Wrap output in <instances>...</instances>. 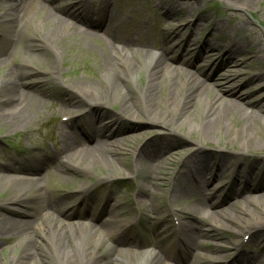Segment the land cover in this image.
I'll return each instance as SVG.
<instances>
[{"label": "rangeland", "instance_id": "1", "mask_svg": "<svg viewBox=\"0 0 264 264\" xmlns=\"http://www.w3.org/2000/svg\"><path fill=\"white\" fill-rule=\"evenodd\" d=\"M23 1L32 5V9H28L27 12V18L31 19L32 23H29L25 28L21 43L19 45H17V42L14 43L12 51L14 50L15 53L13 56H7V64L0 61V79L14 65L21 62L27 64L26 72L33 74L31 78H36L31 93L37 98L39 107L38 111L33 112L29 117L27 124L16 127L3 119V116L8 113L0 110V172L5 173L6 168L13 165L17 167L16 164L18 163L24 165L28 170H37L38 178L30 177L32 179L25 183L13 182L8 185V188L0 191V202L13 195V192L22 189V187L35 188V180L41 179L40 181H43L44 185L51 187L52 199L54 201L60 199L65 210L71 208L76 200L80 202L83 199L82 202H86V207L89 210L87 222H90L89 218L93 220L94 214L101 211L103 199L106 195L105 200L108 201L110 213L105 214L100 226L101 231L106 236L104 238L105 242L102 244L104 249L97 250L104 257L105 262L112 264L116 260L115 256L109 254L111 248L115 249V246H123L121 247L123 253H134L129 250L130 248L126 244V241L132 239L138 242L136 254L142 253L144 256H150L153 253H166L175 258H179L180 255L184 256L186 252L184 246L174 236L175 227L180 221L188 225L192 223V218H200L196 214V217L191 214L203 203L202 199L187 191L189 187L195 188V184L192 180L194 175L189 177L186 175L189 171L187 169L192 168L190 167L192 165L189 163L188 166L183 163L184 160L195 149H202L205 154L213 159L212 161L215 164L222 163L223 158L224 161L234 163V166L247 164L258 167L264 162V141L260 137L259 129L254 127L251 132L256 137L257 151H249L243 159L233 160L232 153L237 152L241 145L239 142L233 141V135L241 134L240 128L244 122L239 120V116L232 115L233 119L236 118V120H229L228 124H224L217 138L212 137L205 141L201 138L202 135L199 129L198 113L200 109L195 107L186 123L181 122L177 126H172L171 129L165 130L158 128V126L142 125L121 136L120 138L123 141L125 137L129 136V139L126 142L125 150L119 154L121 162H117L116 168L111 167L106 162L97 164L93 168L87 167V176H69L63 174L61 170H57L56 164L54 165V162L56 163L58 160L65 161V163L68 161L66 145H72L80 156L88 153L96 141L89 142L88 135L83 137L76 127L73 131H70L65 126L61 101L68 96L66 88H72L79 81L101 83V74L105 68L103 60L106 54L114 52L116 39L119 40V43H125L127 39H133L139 46L137 49L143 55L149 53L161 55L164 54V49H169L172 52L171 57L179 58L182 51H184L183 40L188 36L193 38L196 47H200L204 42L209 41L215 49V51L214 49L206 51L204 53L205 59L200 60L198 58L192 72L199 75V71L203 73L209 71V77L212 73L217 74L216 78L219 84L212 81L210 84L215 87L217 85L223 86L219 91L220 94L222 92L221 97H224V92H227L230 88L233 89L232 84L224 85V82L221 83V79L225 76L237 74V84L247 83L248 85L247 89L242 90V94L245 95L244 92L248 94L255 93L254 97L249 98L247 101L251 103L258 100L264 101V14H260V11L264 10V0L257 2L255 13L234 9L225 0H104L103 2L97 0L101 10H105L107 14L104 15V18L106 24L108 23L109 31L112 35L117 31V36L108 38L106 34H93L87 30V27L80 26L75 20H72L71 26L74 31L70 32L69 35L67 34L66 41L63 43L62 60H59L55 65L51 59L49 60L51 55L44 47V52L42 50L37 52L29 48L30 40H34L36 36L44 32V24L52 23L51 20L45 23L46 11L51 10V8L47 5L44 7V4H42L44 2L41 0ZM51 1L54 2V0ZM7 2V0H0V6H3V4L8 5ZM57 3H60L62 11L66 12L68 10L66 5L75 3V0H59ZM168 6L177 10L175 12L176 16L163 19ZM42 8L43 10H41ZM2 10L4 9H0V11ZM80 13H85L84 9H81ZM196 20L201 22H198L199 27L195 28L196 31L193 32L191 25L193 26ZM218 22L220 23L219 31L216 30ZM181 25L187 27L186 30L182 27L184 32H182L180 39L169 44L168 36ZM2 28L4 26H0V30ZM83 33L93 37L89 36V39H86ZM235 41L253 46L252 48L248 47L244 56L238 58L241 63L236 65L235 72L228 69V64L218 68L213 63L224 56L226 50H228L227 48H231ZM252 42L255 44H252ZM124 43L118 44L116 47L123 50L125 48ZM141 44L143 46L140 47ZM222 46L226 48L224 49ZM185 48L188 49V46ZM189 49L187 51L189 56L185 59L194 61L196 58L194 47ZM256 56L263 58V62L256 61ZM43 59L47 62L44 63ZM181 62V59L178 60L174 68H177L178 71H187L189 67L183 66ZM51 65L55 66L59 77L55 78L50 74H44L48 68H51ZM53 69L54 67L51 68V70ZM135 75H137L135 86L144 84L146 80L145 72L141 71ZM206 77L204 74V78L208 79ZM43 80L44 82H42ZM34 81L33 79H27V83L30 85ZM125 86L129 94L137 95L129 85ZM209 98H211V94ZM106 108L108 115L102 116L100 113L90 116L96 129L101 128L104 120L117 117L120 111V103H111ZM244 108H246L245 105ZM251 109L249 110L257 112V110ZM73 110V112L78 111V109ZM79 112L83 114L85 111L81 110ZM85 118L86 116L81 118L84 127H86ZM123 125L126 127V124ZM66 132L71 134L70 137L65 135ZM164 134H166L167 139H170L173 148L169 149L162 160L164 169L157 173L156 166L160 161L156 158L147 157L142 163L138 161L137 154L146 141H150L152 138L159 139L164 137L162 136ZM216 139H219V142ZM220 139H225L226 143L223 144ZM48 140H52L56 144L60 154L58 159L51 162L48 161V157L54 155L47 148ZM161 147L157 150H162ZM81 160L82 156L72 164L77 165V162ZM42 161H47L49 164L47 166H45V163L43 166L33 165ZM85 165L82 164L83 167H86ZM132 167L139 169L137 174L131 173ZM117 168L120 172L117 171ZM11 174L12 172L9 175ZM34 174L36 173L32 172V175ZM146 175H152L153 181L145 180ZM187 178L188 181H186ZM254 178H252L253 181L251 180L254 186L257 187L260 183L259 187H264V180H262L261 175L257 174ZM100 179L104 181L97 185L96 181ZM233 179L234 175L232 173H225L224 179L220 182H214L215 188L212 186L211 192L221 184H227ZM185 181L189 184V187H185ZM141 187H145V190L144 188L140 189ZM182 187L185 189L181 193L180 189ZM80 190L85 191L80 193ZM87 190L91 192L89 196L84 195L88 192ZM143 193L145 194L143 195ZM251 197H260V195H245V198ZM241 201L236 199L231 213L237 212ZM261 206H264V200L261 202ZM175 215L178 217V221L175 219ZM206 218L201 219L209 223ZM16 219L25 222L30 221V219ZM207 223H204L205 228H208ZM194 225L197 226V224ZM8 238L3 241L0 250V264H10L12 260L18 259L21 255H26L29 251H31L32 257L36 256L39 259L42 249L37 247V250H30L32 247H28L30 244L24 241V236H10ZM199 243L203 246L208 245L211 248L217 245L222 250V252L211 254L203 249L200 251L199 264L204 262L202 258L206 255L209 263L204 264L214 263L213 258H218L215 264H264V232L246 235V230L238 232L233 224H228L225 229L216 234L215 238L214 236H211V238L199 237ZM44 244L49 254L51 252L50 247L47 243ZM239 244H243L241 246L243 249L236 251L235 248ZM224 249L226 250L224 251ZM238 255L239 257L233 260L234 256ZM248 258L255 260L249 261ZM49 259L53 260L50 256ZM119 259L123 263L126 257L121 254ZM52 262L54 263V261ZM31 264L42 263L34 259ZM127 264L134 263L127 262Z\"/></svg>", "mask_w": 264, "mask_h": 264}, {"label": "bare ground", "instance_id": "2", "mask_svg": "<svg viewBox=\"0 0 264 264\" xmlns=\"http://www.w3.org/2000/svg\"><path fill=\"white\" fill-rule=\"evenodd\" d=\"M225 1L234 9H241L250 13H255L256 4L260 2V0ZM71 7L74 8V12L76 13L74 6H70V9L63 12L58 4L55 10L62 12L70 19L72 18L70 16L72 14L76 21L85 22L87 26H91L95 33L106 34L108 38H115L117 36V31L113 35L106 28L102 31L103 24L92 22L87 18L83 20L78 13L75 16L74 12L71 11ZM0 9H4L0 11V26H4L0 30V61L7 64V56H13L15 53L14 50L12 51L14 43L17 42V45L21 43L25 28L32 22L31 19L27 18L28 13L14 2L9 3L5 8L0 6ZM176 11L168 6L167 13L169 16H176ZM21 12H24L22 17L20 16ZM102 13L103 15H107L105 10ZM260 14L263 15L264 10H261ZM45 20V23L50 20L52 23L47 25L41 22L45 25V30L42 34L36 36L34 40H30L29 48L37 52L39 50L44 52V47L52 57L49 60L51 59L55 65L59 60H62V52H64L63 43L66 41L67 34L69 35L74 30L69 24L70 20L57 14L48 12L46 13ZM198 22L201 21L196 20L193 26L191 25L193 32L196 31L195 28L199 27L197 25ZM219 24V22L216 24L217 31L220 30ZM105 26H108V23ZM182 27L185 30L187 28L181 25L175 32L169 35L168 39L173 41L180 39L182 32H184ZM83 34L86 39H89V36L93 37L87 33ZM116 42L113 49L114 52L106 54L103 60L105 68L101 74V83L79 81L72 88L64 87L68 91V96L64 97L61 101V111L64 112V117H68L69 121L80 124L83 121L81 118L86 116L88 129L86 127H83V129L88 132L89 138L96 142L88 153L80 155L82 156V160L78 161L77 165L72 163H75L80 157L79 153L75 151L72 145H66L69 163L63 166H56L57 170H61L63 174L69 176H87V167L93 168L97 164L107 162L111 167L116 168L117 162H121L119 154L125 150L127 146L126 142L129 139L128 136L123 141L120 138L121 136L142 125L158 126V128L160 127L165 130L171 129L172 126H177L181 122L186 123L195 107L200 109L198 119L202 139L207 141L212 137L217 138L224 124H228L229 120H236V118L233 119V116H239V120L244 122V124L240 128L241 134L233 135V141L239 142L241 145L237 152L232 153V159H243L247 152L257 151L256 137L251 132L254 127H257L261 133L260 137L264 141V101L258 100L253 103L247 101L249 98L254 97L255 93L248 94L244 92L245 95L242 94V90L247 89L248 85L247 83L238 85L237 74L224 78V85L232 84L233 89L230 88L227 92L223 93L224 97H221L222 92L220 94L219 91H221L223 86L214 87L208 80H203L204 74L202 71H199L200 76L193 73L191 69L194 63L185 59L188 56L187 51L190 50L189 48L196 46L191 36L186 37L183 41L184 51L179 58L171 57L172 52L170 50H166L165 54L160 56L143 55L137 49L139 46L133 39H127L125 43H119V40L116 39ZM123 43L125 46L123 50L116 47V45ZM252 44L255 43L252 42ZM186 46H188L189 50L185 48ZM252 46L235 41L232 47L227 48L228 50H226L224 56L218 59L217 62L220 65L228 64V69L235 72L236 65L241 63L238 58L244 56L248 47L252 48ZM222 48L225 49L226 47L222 46ZM212 49L214 48L209 41L204 42L199 49L197 47L198 53H196L198 58H203L204 52ZM180 59L182 60L181 63L184 66H188L191 71L189 69L187 71H178L177 68H174L175 65L173 64ZM256 61L263 62V58L261 59L256 56ZM43 62L46 63L47 61L43 59ZM54 65H51V68L54 67L53 70L48 68L44 74H50L55 78L59 77ZM27 67L28 65L24 62L18 63L11 67V69H8L7 73L0 79V110L8 113L3 116V119L14 127L27 124L29 117L33 112L38 111L39 107L37 98L31 93L36 83V78H31L33 74L31 75L29 72H26ZM141 71L145 72L146 80L144 84L136 87L137 75L135 74ZM27 79L35 81L30 85L27 83ZM125 85H129L130 88L134 89L137 95L133 96L129 94ZM210 94L211 98H209ZM117 102L120 103V111L117 117L110 119L107 123L111 129H113L112 127H116V129L104 134L100 128H95V124L90 116L100 113L102 116L108 115L106 107L111 105V103ZM244 105L246 108H244ZM250 108L257 110V112L250 111ZM73 109H78V111L73 112ZM81 110L86 112L80 114L79 111ZM123 124H126V127ZM101 126H104V124L102 123ZM79 129H82L81 126H79ZM65 135L70 137L71 134L66 132ZM162 136L164 137L159 139L152 138L150 141H146L137 154L138 161L142 163L147 157L156 158V160L160 161L158 166H156L157 173L164 169L162 160L169 149L173 148L170 139L166 138V134ZM216 140L219 142V139ZM220 140L223 144L226 143L225 139ZM160 146H162V150H157L160 149ZM212 160L202 149H195L184 160L183 163H186L188 166L189 163L192 165L190 166L192 168L187 169L189 171L186 175L187 177L194 175L192 180L195 188L201 189L203 183L207 182V179L210 178L211 180L217 179L220 181V179H224L226 171H231L234 173V179L223 187L228 190L234 187L239 188L242 190V195L249 192L252 195H260V197L245 198L247 194L243 195L240 199L242 200L240 207L234 213H231V209L235 206L234 201L230 199L219 204L208 201L207 206L205 204L198 206L191 215L195 217L197 215L200 218H192V223L188 225L180 221L179 232L175 233L178 242L184 246L186 251L184 257L175 258L166 253H153L150 256H144L142 253L136 254L135 252L138 249L137 242L130 240L126 241V244L130 248L129 250H132L134 253H123L121 248L123 246H115V249L111 248V251H109L110 255L116 257V260L112 264H127V262L134 264H199L200 251L203 249H206L211 254L222 252L217 245L212 248L208 245H201L199 237L205 236V238H211V236H214L215 238L216 234L225 229L228 224H233L238 232L246 230V235L264 232V206H261V202L264 200V187H259L260 183L256 187L249 181L250 177L257 175L256 171H254L255 167L242 168L238 164L239 168L234 166V163L224 161L223 158L222 163L219 164L213 163ZM83 163L86 164V167L82 166ZM259 169L262 172L260 175L264 180V162L263 166L259 167ZM117 171L120 172L118 168ZM138 171L139 169L132 167L131 173L137 174ZM10 172L28 173L30 170L23 167L15 168L13 165L6 168L5 173L0 172V191L8 188V185L13 182L25 183L29 180L27 179L29 173L26 176L18 174L15 177L13 174L9 175ZM36 172L38 171H33V173ZM198 173L200 174L197 175ZM37 175L34 177L38 178ZM243 176L246 177L241 178ZM144 179L153 181V176L146 175ZM240 179L244 181H240ZM40 180H35V188L22 187V189L13 192V195L0 202V250L2 249L3 241L7 240L6 238L10 236H24V241L30 244L28 247L31 246L30 250L32 251L37 250V247L42 249L39 259L36 256L32 257L31 251H29L26 255H21L18 259L12 260L10 264H31V261L34 259H37L42 264H110L105 262L104 257L97 251L104 249L102 244L105 242L104 238L106 237L101 228L98 227L99 225L84 227L83 224L74 222L76 220L74 215L64 213L63 202L60 199L54 201L51 195V187L45 186L43 181ZM102 181L104 180L100 179L96 181L97 185L102 183ZM186 181H188V178ZM186 181L184 185L186 184L185 187H189ZM143 188L145 190V187H141L140 189ZM195 188L189 187L187 191L194 194ZM184 189L182 187L180 192L182 193ZM85 190L80 191L83 193ZM4 211L6 212L5 214L3 213ZM204 217H207L206 219H208L209 223L201 219ZM16 218L30 219V221H19ZM176 218L178 217L176 216ZM199 221L201 223H198ZM193 223L197 224V226ZM204 223L208 224V228H205ZM44 243H47L50 247L51 252L49 254ZM242 245L239 244L235 248L236 251L243 249L241 248ZM121 254L126 257L123 263L119 259ZM49 256L53 260H50ZM238 257L239 255L234 256L233 260ZM202 259L204 262L201 264L209 263L207 255ZM213 259L214 263L210 262V264H215V261L218 260V258ZM248 260L252 261L255 259L248 258Z\"/></svg>", "mask_w": 264, "mask_h": 264}]
</instances>
